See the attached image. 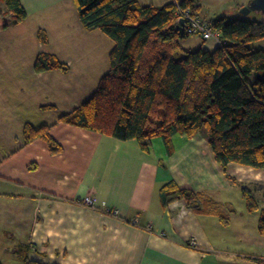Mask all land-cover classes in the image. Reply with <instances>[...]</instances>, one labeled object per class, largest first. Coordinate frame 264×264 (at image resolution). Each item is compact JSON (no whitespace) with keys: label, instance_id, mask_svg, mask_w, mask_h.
<instances>
[{"label":"crops","instance_id":"0c3cea01","mask_svg":"<svg viewBox=\"0 0 264 264\" xmlns=\"http://www.w3.org/2000/svg\"><path fill=\"white\" fill-rule=\"evenodd\" d=\"M42 1L46 6L30 12L21 0L27 17L3 27L11 14L6 17L0 0V47L13 43L1 32L23 26L35 12L38 21L59 29L72 24L97 42L86 39L76 55L56 57L66 71L35 69L43 50L38 39L32 54L0 53V261L23 264L22 255L50 264H258L253 257L264 259V234L258 232L264 168L231 162L224 172L206 133L199 131L173 135L171 153L155 136L146 152L134 139L59 120L95 91L91 84L86 89L87 82L108 71L110 48L98 29L80 22L72 1ZM40 26L45 27H33L34 40ZM217 45L210 38L201 48L212 51ZM26 124L52 125L50 134L62 150L51 154L42 139L24 145ZM171 180L199 192L201 201L163 206L160 188ZM235 186H241V196L244 186L257 195L255 211H248L243 197L234 207ZM233 222L234 238L225 244L224 232Z\"/></svg>","mask_w":264,"mask_h":264},{"label":"trees","instance_id":"16d2710c","mask_svg":"<svg viewBox=\"0 0 264 264\" xmlns=\"http://www.w3.org/2000/svg\"><path fill=\"white\" fill-rule=\"evenodd\" d=\"M72 1L80 22L103 32L113 46L109 69L95 91L60 116V121L120 140L134 139L146 152L152 138L160 136L169 153L173 135L191 137L204 127L224 172L231 162L264 168V49L248 46L264 37V21L217 18L209 23L219 32L217 47L190 50L181 42L191 34L179 31L176 20L186 8L197 15L198 0H173L160 6L142 5L138 0ZM2 2L11 14L3 27L27 17L21 0ZM40 31V42H46ZM34 67L37 71L67 70L46 52L37 55ZM51 126L26 124L24 145L42 139L51 154L60 152L62 146L50 134ZM241 193L248 211H255L258 203L252 191L244 186ZM176 200L192 206L201 201V194L171 180L160 188V201L168 206ZM258 232L264 234V208ZM22 259L23 264H50L24 255ZM253 259L264 264L262 258Z\"/></svg>","mask_w":264,"mask_h":264},{"label":"rangeland","instance_id":"374dc122","mask_svg":"<svg viewBox=\"0 0 264 264\" xmlns=\"http://www.w3.org/2000/svg\"><path fill=\"white\" fill-rule=\"evenodd\" d=\"M72 1V0H70ZM165 1H173V0H151L147 2H152L155 6H160ZM251 0H198L200 7L196 10L197 16L206 24L209 25L212 20H215L220 17H225L227 20H232L236 18L240 19H257L264 21V12L258 10H250L248 13H244V10L247 9L248 4ZM27 2V9L34 11L36 7H41L44 2L42 0H26ZM40 2V3H38ZM142 5H148V3H143L145 0H139ZM73 3V1H72ZM74 4V3H73ZM1 5V3H0ZM46 6V4H44ZM5 7V6H4ZM7 11V10H6ZM9 15L7 12L6 17ZM38 16H40L37 12L31 13L29 16V20L23 24V26L14 27L11 26L6 31H3L1 35H8V38L13 40L12 44H7L6 47H0V53H23V54H32L34 48L36 47L37 39L39 41L40 38L38 37V31L41 30V34L43 33L46 35V42H42L43 50L40 52L50 53L57 57L58 59L63 58L67 54H74L78 53L80 47L82 46L80 42L89 39L92 42H97V39L91 35L88 36V33L75 29L72 27V24H69L68 28L59 29L54 26L51 22L45 21H38ZM7 20V19H6ZM4 22V21H3ZM36 24L45 25V27H41V29H37V37L35 40L33 39V27ZM35 28V27H34ZM3 29V28H2ZM98 31L99 35L103 38L104 41L109 42V48L111 49L113 46V41L103 34L101 31ZM6 33V34H4ZM35 37V36H34ZM22 40L21 44H18V41ZM206 42L201 37V34H191L190 36L184 38L181 42L182 47L184 49L196 50L201 45ZM250 50H258L264 49V37L257 39L255 41L250 42L248 45ZM5 48V50L3 49ZM110 49H108L110 51ZM92 53V52H91ZM56 58V59H57ZM107 62L109 67V57H107ZM109 69V68H108ZM99 79H91V81L86 85V89H89V86H93L94 88L97 87V82ZM91 84V85H90ZM85 90V91H87ZM87 98V97H84ZM84 100V99H83ZM199 133H206V129L202 127L199 130ZM233 190L230 192V196L234 203V207L237 206L242 202V196L240 194V187L235 186ZM255 194V191H254ZM255 197L258 199L257 195ZM236 226L233 222L227 230L224 232L225 244H230V239L234 238V231L233 227ZM223 241L219 240V244Z\"/></svg>","mask_w":264,"mask_h":264},{"label":"built area","instance_id":"2783aa9c","mask_svg":"<svg viewBox=\"0 0 264 264\" xmlns=\"http://www.w3.org/2000/svg\"><path fill=\"white\" fill-rule=\"evenodd\" d=\"M180 17H184L185 19V27L184 30L188 34H201L202 39L207 40L210 38L219 39V32L214 30L208 24L204 23L197 15L191 13L189 8L180 10L179 13ZM84 202L86 204L92 205V200L89 197L84 198ZM138 222L137 218L132 219V223L136 224ZM150 228V226H148ZM191 244H196L195 239H191Z\"/></svg>","mask_w":264,"mask_h":264},{"label":"water","instance_id":"95a60500","mask_svg":"<svg viewBox=\"0 0 264 264\" xmlns=\"http://www.w3.org/2000/svg\"><path fill=\"white\" fill-rule=\"evenodd\" d=\"M250 10H258L264 12V0H251L247 6V9L244 10V13H248ZM184 17H178L176 20V28L183 32L185 27Z\"/></svg>","mask_w":264,"mask_h":264}]
</instances>
